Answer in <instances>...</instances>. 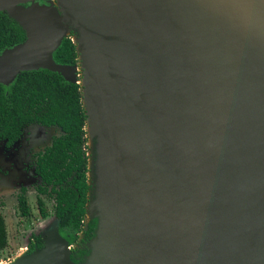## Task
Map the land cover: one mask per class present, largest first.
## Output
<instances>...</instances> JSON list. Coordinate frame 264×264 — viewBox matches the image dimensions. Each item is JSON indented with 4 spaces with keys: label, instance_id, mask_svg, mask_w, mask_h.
<instances>
[{
    "label": "water",
    "instance_id": "obj_1",
    "mask_svg": "<svg viewBox=\"0 0 264 264\" xmlns=\"http://www.w3.org/2000/svg\"><path fill=\"white\" fill-rule=\"evenodd\" d=\"M35 1L0 0L24 32L0 52V83L42 69L78 85L77 68L52 59L67 34L57 9ZM68 2L94 62L93 102L111 115L101 183V135H86L97 246L111 223L103 264H264V0ZM46 235L51 245L26 251L42 252L35 264L88 262L91 239L73 263L56 225Z\"/></svg>",
    "mask_w": 264,
    "mask_h": 264
},
{
    "label": "trees",
    "instance_id": "obj_2",
    "mask_svg": "<svg viewBox=\"0 0 264 264\" xmlns=\"http://www.w3.org/2000/svg\"><path fill=\"white\" fill-rule=\"evenodd\" d=\"M23 40L24 32L17 23L0 13V52ZM76 58L74 44L68 37H64L52 53L53 61L60 65L75 66ZM79 86L42 69L20 72L8 86L0 84V141L6 147L20 138L25 126L54 127L60 132L34 157L33 171L39 179L35 204L39 217L46 219L49 213L41 196L50 199L57 232L67 247L75 244L79 233L84 239H91L97 225L94 217L88 218L85 224L83 221L89 191L86 178L89 156ZM16 206L20 217L30 215L24 188L19 189ZM32 240L33 244L25 246L27 252L42 245L39 237ZM6 245V231L0 215V252Z\"/></svg>",
    "mask_w": 264,
    "mask_h": 264
},
{
    "label": "rangeland",
    "instance_id": "obj_3",
    "mask_svg": "<svg viewBox=\"0 0 264 264\" xmlns=\"http://www.w3.org/2000/svg\"><path fill=\"white\" fill-rule=\"evenodd\" d=\"M46 1L36 0L35 2L39 5H46ZM52 1L55 2V0ZM77 36L76 30L72 28L67 30L65 36L74 43L75 48L76 42L74 39ZM75 67L77 71L71 78L74 77L78 80L82 78L80 60L77 59ZM79 75H81L80 78ZM59 134V130L54 127L43 128L37 125H29L22 128L19 140L10 149H5L3 141H0V215L4 221L7 240L6 247L0 252V264H10L21 253V248H24V252L27 251L25 246L31 242V239L34 237L44 238L56 225V220L52 216V202L45 196H41V198L49 216L46 219H41L38 215L35 204V188L39 184V179L33 172V162L35 154L41 152L50 144L51 138ZM86 137L87 155L89 156L86 178L87 183H91V186L89 185L87 194L85 207L87 218L85 221L90 216L98 213L97 206L94 205L96 197L95 143L90 137ZM90 161H92V164ZM21 187L25 189V198L30 211V215L25 218L19 216L16 206V196ZM77 251H82L83 254L78 256ZM67 252L69 258L81 261L84 259L85 254L89 252V241L81 240V236H79L75 246L67 247Z\"/></svg>",
    "mask_w": 264,
    "mask_h": 264
},
{
    "label": "bare ground",
    "instance_id": "obj_4",
    "mask_svg": "<svg viewBox=\"0 0 264 264\" xmlns=\"http://www.w3.org/2000/svg\"><path fill=\"white\" fill-rule=\"evenodd\" d=\"M52 1V0H50ZM53 6L57 9V12L60 16V22L63 25L64 29L68 30L70 26L73 24H77L78 16L75 15L73 7L68 2V0H55L52 1ZM13 4H5L4 7H10ZM77 16V17H76ZM73 23V24H72ZM79 36L76 37L74 40L76 42V47L78 49V59L80 60V67H81V75L77 80L78 85L81 86V93H82V104L84 107V112L86 115V134L88 136H93L95 134L100 133L102 139L101 145V156L99 161L100 166V179L99 182L102 181L103 176V169L106 167L105 161L107 154L106 152V140H108V147L110 148V139H111V115L110 113H106L102 116L96 108L95 103L93 102V96L98 89L96 83V75L94 70V62L92 56L89 55L86 49L83 48V44L85 43L86 36L85 31L82 27L78 28ZM99 86V84H98ZM110 123V124H109ZM111 223L105 220L102 223V239L103 243H107V238L111 236ZM52 232V231H51ZM53 233V232H52ZM43 240L46 242L47 245H51L49 235L45 236ZM103 243L100 246H97L96 242L91 239L90 245L92 248V253L89 256H86L87 263L83 264H103L105 250L102 247ZM26 253V252H25ZM21 253L10 263V264H35L36 261L39 259L41 255V251L34 250L32 253ZM107 259H108V248H107ZM106 259V261H107ZM106 264V263H105Z\"/></svg>",
    "mask_w": 264,
    "mask_h": 264
},
{
    "label": "flooded vegetation",
    "instance_id": "obj_5",
    "mask_svg": "<svg viewBox=\"0 0 264 264\" xmlns=\"http://www.w3.org/2000/svg\"><path fill=\"white\" fill-rule=\"evenodd\" d=\"M42 1H44V0H42ZM0 84H1V83H0ZM9 84H10V83H9ZM9 84H7V85H3V84H2V85H3V86H8ZM21 132H22V131H21ZM51 139H52V138H51ZM18 140H19V139H18ZM18 140H17V141H18ZM17 141H16V142H17ZM50 141H51V140H50ZM16 142H15V143H16ZM3 143H4V142H3ZM15 143H14V144H15ZM14 144H12V145L9 146V147H6L4 144H3V146H4L5 149H10ZM48 146H49V145H48ZM48 146H47V147H48ZM45 148H46V147H45ZM42 151H43V150H42ZM42 151H41V152H42ZM38 153H39V152H38ZM36 154H37V153H36ZM36 154H35V155H36ZM34 157H35V156H34ZM33 164H34V162H33ZM33 170H34V168H33ZM33 172H34V171H33ZM21 188H23V187H21ZM19 189H20V188H19ZM83 221H84V220H83ZM79 236H81V240H86V239L83 238V236H82L81 233L78 234V237H79ZM78 237H77V239H76V242L78 241ZM86 241H87V240H86ZM89 241H90V240H89ZM31 242L33 243V240H32V239H31ZM31 242H30V243H31ZM76 242H75V244H76ZM75 244L72 245V246H75ZM72 246H70V247H72ZM21 250H23V253H25V252H24V248H21ZM21 250H20V251H21ZM20 251H19V252H20ZM80 252H82V251H77V252H76L77 255H78ZM18 254H19V253H18ZM25 254H26V253H25ZM13 260H14V259H13ZM8 263H10V262H8Z\"/></svg>",
    "mask_w": 264,
    "mask_h": 264
},
{
    "label": "built area",
    "instance_id": "obj_6",
    "mask_svg": "<svg viewBox=\"0 0 264 264\" xmlns=\"http://www.w3.org/2000/svg\"><path fill=\"white\" fill-rule=\"evenodd\" d=\"M25 250H26V248H25Z\"/></svg>",
    "mask_w": 264,
    "mask_h": 264
}]
</instances>
